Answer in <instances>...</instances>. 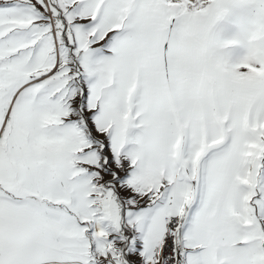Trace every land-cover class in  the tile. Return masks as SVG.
<instances>
[{"label":"snow or ice","instance_id":"obj_1","mask_svg":"<svg viewBox=\"0 0 264 264\" xmlns=\"http://www.w3.org/2000/svg\"><path fill=\"white\" fill-rule=\"evenodd\" d=\"M0 264H264V0H0Z\"/></svg>","mask_w":264,"mask_h":264}]
</instances>
